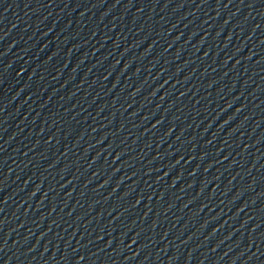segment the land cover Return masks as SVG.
I'll return each instance as SVG.
<instances>
[{"label":"water","instance_id":"water-1","mask_svg":"<svg viewBox=\"0 0 264 264\" xmlns=\"http://www.w3.org/2000/svg\"><path fill=\"white\" fill-rule=\"evenodd\" d=\"M0 264H264V0H0Z\"/></svg>","mask_w":264,"mask_h":264}]
</instances>
